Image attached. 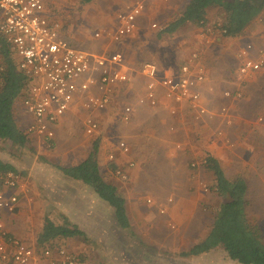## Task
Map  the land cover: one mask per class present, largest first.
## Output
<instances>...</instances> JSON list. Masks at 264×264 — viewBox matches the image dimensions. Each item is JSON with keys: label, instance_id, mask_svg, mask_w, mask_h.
Here are the masks:
<instances>
[{"label": "crops", "instance_id": "crops-1", "mask_svg": "<svg viewBox=\"0 0 264 264\" xmlns=\"http://www.w3.org/2000/svg\"><path fill=\"white\" fill-rule=\"evenodd\" d=\"M112 1V8L114 9L112 28H115L117 25V14L129 12L137 2L144 5V11L137 17L136 31L134 34L123 38L120 43L91 36V41H100L103 48L97 50L93 48L94 46H91L93 51L82 50L96 56L112 54L117 46L137 42L143 31H151L150 14L154 15L157 21L165 26L166 29L181 16L191 2V0ZM48 5H50V1L45 0L46 14ZM213 10L217 9H209L207 13V23L209 25L213 24L210 21V12ZM218 11L220 10L218 9ZM187 26L193 27L194 29L192 30L198 33L203 29L202 26L188 23L172 34L160 33V36L174 35L173 38L168 39L167 42L170 43L169 48L167 54H164L166 58L172 61L171 63L170 61L162 62L156 59L154 61L133 64L130 61V56L127 55L126 57L122 53V69L128 73L131 81L117 86L114 100L108 109L97 111L103 115V120L108 118L106 121L104 120L105 122L103 121L107 126H115L120 122L119 127L116 128L117 131L114 129L110 130L111 133H106L107 136H105V133L103 134V130L95 136L86 135L85 120L94 111L83 109L79 103L75 102L65 117L61 118L54 126L55 139L53 149L48 150L38 137L27 134L34 153L27 150H18L15 156L10 155L9 153L13 151L12 147L9 148L10 151H0V160L13 165L22 175L28 176L33 181L39 179L38 181L43 183L40 184L41 187L54 188L55 193L48 195L49 200L51 198L53 205L58 204L63 211L64 218L77 225L85 233L86 238L84 239H87L88 232L74 218L72 219L70 215L75 212L76 215H83L84 220L89 219L94 224H97L103 220L102 213H98L102 208H105L108 213V216H106V231L109 234L114 236V231L118 230L121 234L133 237L132 239H134L135 234L128 214L127 204V217L130 227L127 230H123L116 221L113 209L104 203L92 188L64 176L58 169L59 167L76 166L85 161L93 152L92 150L80 162L71 165L70 159L72 155L58 149V145L62 140V134H65L69 130L70 125L76 122V119H78L77 122L82 123L83 133L87 137L98 139L96 142L98 141L100 144V138L103 135L106 146L108 149L110 147L115 155L127 156L128 160L133 158L140 166H144L145 181L147 182L148 180V183L152 186L151 188L154 190L152 193L159 195L158 197L151 198H154L155 202L165 205L166 213L162 215L168 218V220L173 218L174 211H183L182 205L188 204L196 207L200 206L201 203H208L207 196L198 190L197 180L195 181L196 185L190 180L189 174L191 172L188 170V166L193 158L200 160L202 156L206 155L212 156L219 161L229 179L234 180L242 177L246 181L248 188L246 196L248 202V220L250 221L252 218L258 222H264V122L259 120V118H264V69L256 72L248 79H241L238 75L240 60L235 53L236 50L232 46H228L235 45L237 40L241 43L247 41L244 45L242 44V47L251 44L253 46L251 56L259 58L261 51L264 52V12L249 25L240 37L233 39L226 38L218 32L219 34H216L212 43L206 44L205 48H202V44H200L201 39H199L198 34L195 38L196 43L192 36L189 37L188 34L184 40L183 35L186 33H181V30ZM61 35L64 37L63 28ZM194 52L199 53L201 57L200 61L206 69V79L196 87V91L201 96L200 105L207 112L204 115H200L195 108L191 107L189 102L176 104L168 101L163 96V87L161 86H158L156 89L157 104L152 106L147 99L148 80L141 74V67L146 63L155 64L158 70V79L164 76L180 78L181 65ZM225 92H230L232 97H225ZM237 92H241L242 97H235ZM126 106H131L133 109L131 119L127 123L122 121L121 118ZM223 108L226 109V113L221 112ZM17 110L15 113L16 121H18L20 129L26 133V129L32 124L33 118L26 112L22 104H18ZM23 112H26L29 117L24 118ZM94 119L96 118L94 117ZM113 137L120 141H126L125 143L130 146L131 151L128 154H124L118 148L117 142L116 146H111V143H115L112 142L114 140ZM34 143H37V147ZM72 154L75 155L74 153ZM97 156L102 174V168L107 164L106 150L98 152ZM58 158L60 159L56 160ZM128 169L131 170L133 168L128 167ZM198 170L200 171V169ZM159 189H170V194L173 197L164 196L165 193L160 192ZM5 193L7 196L17 194L19 198L18 209L15 213L5 211L0 216L8 232L20 239H24L27 244L36 246L38 237L37 239H33V225H29V220H26V224L24 223L26 210L32 208L31 204L33 202H29L27 194L20 190H6ZM220 200V205L211 206V210L214 211V219L209 229L204 234L200 233L198 235L199 238L196 236L198 239H196V242L190 248H183L181 246L180 254L188 252L208 235L222 204V199L220 198ZM149 206V208L155 207L154 205ZM197 212L202 217V211L199 209ZM194 215V212L190 214L187 211L184 214L182 212L181 220H185L186 222L199 220ZM46 218L50 217H45L44 221ZM145 218L148 220L147 216ZM258 225L264 235L263 225L261 223H258ZM148 233L150 235L151 231ZM153 236L154 238H159L161 234L157 232ZM115 241L120 242L119 240ZM138 244L139 246H147L149 248L147 243L143 244L140 241ZM127 251L130 250L127 249ZM180 254L178 255V258L182 259L180 261L187 263L188 261L180 257ZM155 259L156 257H154ZM189 262L191 264L230 263L226 258L218 257V254L215 253L204 256L201 259H190ZM150 264H153V261Z\"/></svg>", "mask_w": 264, "mask_h": 264}, {"label": "built area", "instance_id": "built-area-1", "mask_svg": "<svg viewBox=\"0 0 264 264\" xmlns=\"http://www.w3.org/2000/svg\"><path fill=\"white\" fill-rule=\"evenodd\" d=\"M45 7V0H0V40L7 43L17 68L29 79L22 105L33 122L27 127L26 134L38 137L46 147L52 148L54 126L65 117L75 102L89 111L106 110L114 100L117 86L129 83L131 78L122 69V53L96 56L72 46L61 35L60 23L46 15ZM143 11L144 5L137 2L129 12L117 14L115 28L96 32L94 37L122 42L123 38L134 34L137 17ZM149 21L154 31L161 33L165 30V26L157 22L154 15H149ZM202 28L200 39L206 44L211 43L213 33H226L222 25L207 23ZM252 51L253 46L247 44L238 52V75L241 79H248L264 69V52L261 51L259 58H254L251 56ZM200 59L199 53L194 52L181 65L180 78L164 76L158 79L157 66L144 64L141 74L148 80L147 99L150 104H157L156 89L161 86L165 99L176 104L189 102L198 114L204 115L207 111L200 105L201 96L196 91V87L206 79V69ZM4 69L0 57V88L4 84ZM224 95L232 97L230 92ZM235 97H242V93L237 92ZM221 112L226 113V109L223 108ZM132 113V107L126 106L121 115L122 121L129 122ZM259 120L264 122V118ZM85 133L88 136L101 133L100 124L91 116L85 120ZM118 148L124 154L131 151L125 142H120ZM109 160L115 161L114 153L110 154ZM134 165L130 162L128 167L133 168ZM115 174L122 181L129 179L128 173L122 168H117ZM6 190L27 192L26 184L19 174L10 172L5 175L0 185V216L5 211L15 213L19 205L18 195L7 196ZM145 201L157 207L161 214L166 213L164 204L152 198H146ZM0 264H81V261L62 247L37 248L27 244L8 232L0 217Z\"/></svg>", "mask_w": 264, "mask_h": 264}, {"label": "rangeland", "instance_id": "rangeland-1", "mask_svg": "<svg viewBox=\"0 0 264 264\" xmlns=\"http://www.w3.org/2000/svg\"><path fill=\"white\" fill-rule=\"evenodd\" d=\"M49 1L50 5L47 7L46 15L50 17V19L60 23L61 28H63L64 39L69 43L71 42L74 47L79 49L93 51L91 46H94L93 48L97 50L103 48L100 41H91V36L93 37L96 32H102L113 27L112 14L114 13V9L112 8V0H94L90 4H82L81 0ZM210 19V21L213 22V24H211L212 26L222 25L224 22V15L218 10H213L210 12ZM155 20L157 21L156 18ZM192 29L194 28L187 26L181 30V33H186L184 35L182 34L184 40L186 36L189 35V37L192 36L196 43L195 38L198 34L200 39L201 32L198 33ZM150 30L149 32L143 31L137 42L131 44L125 43L122 46H117L114 52L123 53L126 57L129 55L130 61L133 62V64L154 61L156 59L162 62L170 61L164 54H167L169 48L170 43L167 42L168 39L173 38L174 35L160 36V32L154 31L151 28ZM216 34L218 35L219 33H213L212 41ZM246 42L243 41L241 43L237 40L235 45L232 44L228 46H232L233 49L236 50L235 53L238 55L239 50L242 48V44L244 45ZM200 44H202V48H205L204 46L206 43L201 40ZM171 62L172 61H170V63ZM23 116L24 118L29 117L26 112H23ZM91 117L96 118L95 120L100 124L101 130L104 131L103 134L111 133L110 130L113 129L117 131L116 128L120 125L119 122L115 126H107L104 122L108 118L104 119V121L103 115L99 112H92ZM77 120L78 119L70 125L69 130L65 132V134H62L61 143L58 145V149L72 155L70 159L72 162L71 165L84 159V157L93 150V144L98 140L87 137L83 133L82 123L77 122ZM105 136H107V134ZM100 139L98 152L106 150L107 156V164L102 168V175L106 181L113 183L117 187L118 192L126 199L128 214L135 234L134 239H132L133 237L131 238L130 236L121 234L118 230L116 232L114 231V236L109 234L106 231V216H108V213L105 208H102L98 213H102L103 220L100 219L101 221L97 224H94V222L89 219L84 220L81 214L76 215L75 212L72 213L70 215L72 219L74 218V220L82 225L83 229L88 232L87 239L72 238L58 240L54 241L55 246L65 248L78 256L81 264H150L152 261L153 264H191L189 259H185L188 261L187 263H182V261H180L182 259L178 258V255L181 253L180 247L190 248V246L196 242V239L199 238L198 235L200 233L204 234L209 229L214 219V211L211 210V206H218L221 202L220 198L212 190L214 185L213 176L204 169V160L207 156H202L200 160L193 158L188 166V170L191 172L189 174L190 180L194 182L195 185L197 184L195 182L197 180L199 186L198 190L207 196L208 203H201L200 206L196 207L188 204L182 205L183 211L176 209L177 212L174 211L173 218H169L171 220H168V218L163 217L156 207L149 208V204L145 201L146 198L158 197L159 195L153 194L152 191L154 192V190H152V186L148 183V180L147 182L145 181L146 176L143 173L144 166H140L133 158L128 160L126 158L127 156L119 154L115 155L114 163L109 161V156L113 151H111L110 147L108 149L106 146L103 135ZM112 142L115 143H111V146H116L117 143L119 144L120 142L126 141H120L114 138ZM34 144L35 146L37 145V143ZM4 146V144H0V151H5ZM46 148L51 150V148ZM130 162L135 165L133 169L127 170V166ZM116 168L124 169L128 173L129 179L127 181H122L115 174ZM198 169H200V171ZM135 171L137 172L134 173ZM20 177L26 184L27 200L31 203L33 202L31 204L32 208L26 210L24 223L26 224V220H29V225H33V239H37L43 229L44 218L50 217L59 225L63 223L64 220L63 211L58 204L53 205L51 198L49 200L48 195L55 193L54 188L41 187L40 184L43 183L39 182V179L33 181L28 176L25 177L24 175H20ZM160 192L165 193L164 196L166 197L172 196V194H170V189H162ZM175 192H177V190H175ZM199 209L202 211V217L197 212ZM186 211L189 212V214L194 212L199 220L194 222L181 220L182 212L184 214ZM146 216L148 220L145 218ZM252 220L251 218L250 222L254 226L259 228L258 223H261L264 227V222ZM149 231H151L150 235L148 233ZM157 232H159L161 236H159V238H154L153 234H157ZM196 236L198 238H196ZM115 240H119L120 242ZM133 240L137 241L134 242ZM140 241L143 244L147 243L149 248H147L146 245V247L139 246L138 242ZM127 249L130 251H127ZM154 257H156L155 260ZM218 257H220V255Z\"/></svg>", "mask_w": 264, "mask_h": 264}, {"label": "trees", "instance_id": "trees-1", "mask_svg": "<svg viewBox=\"0 0 264 264\" xmlns=\"http://www.w3.org/2000/svg\"><path fill=\"white\" fill-rule=\"evenodd\" d=\"M94 0H81L90 4ZM219 9L224 15L222 29L226 38H238L264 12V0H191L181 16L171 23L163 34H172L190 23L204 26L209 9ZM9 46L0 40V57L5 66L2 74L4 84L0 88V144L4 150L33 152L28 135L21 130L15 118L17 105L26 96L29 79L17 68ZM3 149V148H2ZM99 142L94 143L93 152L83 162L72 167H59L64 176L85 184L93 189L98 197L114 211L118 225L127 230L130 227L126 201L115 185L107 182L101 174L97 154ZM204 168L214 179L212 190L222 199L213 226L208 235L188 252L180 254L185 259H201L210 254L226 258L228 264H264V239L261 230L250 223L247 216V184L242 177L229 179L219 161L206 157ZM117 169V168H116ZM115 169V170H116ZM22 175L13 165L0 160V185L8 173ZM86 238L79 227L64 218L56 224L46 218L43 229L36 241L37 248L56 247L54 241ZM83 264V263H82Z\"/></svg>", "mask_w": 264, "mask_h": 264}]
</instances>
